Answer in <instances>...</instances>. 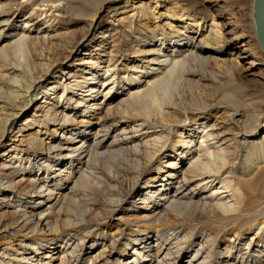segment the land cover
<instances>
[{
    "label": "bare ground",
    "instance_id": "1",
    "mask_svg": "<svg viewBox=\"0 0 264 264\" xmlns=\"http://www.w3.org/2000/svg\"><path fill=\"white\" fill-rule=\"evenodd\" d=\"M77 1L0 0V154L17 155L13 164L20 161V168L9 166L11 175L23 172L18 184H0L3 196L18 195L0 203L16 210L0 216V264H84L89 250L94 257L87 264H111L113 254L118 264H264V134H257L264 113L250 114L233 84L220 81L211 93L205 74L211 63L222 67L219 55L231 50L241 61L234 71L253 81L264 78V53L255 55L261 48L252 44L257 30L250 38L228 17L231 9L211 1L222 32L201 33L194 20L191 34L159 36L151 19L129 43L118 34L98 35L104 29L91 21L80 38L85 27L76 22L96 12L90 0ZM206 2L191 1L188 8L200 15L210 8ZM129 24L136 28L133 20L120 24L124 34ZM90 36L100 40L94 50ZM111 39L104 61L101 46ZM82 49L84 59L76 56ZM192 91L200 93L196 99ZM22 153L35 162L55 158L54 171L34 163L22 168L28 163L18 159ZM36 168L38 182L31 178ZM45 184L51 187L44 190ZM16 189L34 211L48 202L39 220L27 207H15L22 196ZM135 196L139 201L126 209ZM136 210L148 214L129 220ZM1 240H7L3 247ZM222 243L225 251L218 250ZM131 252L136 263L127 260Z\"/></svg>",
    "mask_w": 264,
    "mask_h": 264
},
{
    "label": "rangeland",
    "instance_id": "2",
    "mask_svg": "<svg viewBox=\"0 0 264 264\" xmlns=\"http://www.w3.org/2000/svg\"><path fill=\"white\" fill-rule=\"evenodd\" d=\"M90 1L92 2V9H89V10L96 12L95 17L93 19L88 18L84 21H78V22H76V20H74L70 24V25H72L73 23L76 22L77 24L81 25V27H79V28L85 27L83 30H81V31H83V34L80 35V38L84 37L86 35V33L88 32L89 29L87 26L90 25L91 21H94V23L99 24L100 28L104 29V31L102 30V32H101V30L100 31L98 30L99 31L98 35H102L100 33L108 32V33H106V35L109 38L111 36V34H114L113 36L118 34V35H116L115 38H117V37H119V38L128 37L127 40L129 43L133 42L136 38H138L139 35L137 33V30H141L140 29L141 25H142V28H144L146 25H150L151 19H152L151 22H153V24H156L155 26L158 27V30H159L158 35L159 36H161L163 34V32L165 34H169V35H171L170 33H174L173 36H179V33L181 30L186 31L187 32L186 34H188V33L191 34L192 33L191 29L193 30V27H196L194 20H197L200 23L199 30L201 33H207V32L211 33L210 32L211 30L213 31L212 34H215V32H217V31L222 32L223 20L221 18L216 17L215 9H217V7L211 8L210 6L213 4L211 1L217 3L218 7H224V8L226 7L227 9H231V10H229L231 16H228V17L232 20V22H236L239 25L241 32H243L245 34L248 33L247 36H249V37L250 36L252 37L253 34L256 33L255 22H254V24L252 22V8H251L254 0H221L222 2L219 0H185V1H182V0H90ZM191 1H193L196 4V6L202 2L209 1V2H206L207 3L206 5H208L211 9L209 8L206 12H202L200 15H194L193 13H195L196 10H194V9L191 10L188 8ZM82 3H83L82 0H78L76 2V5H81ZM141 10H142V12H145L147 14L146 17L141 14ZM25 16L19 21L24 22ZM146 18H149V20H146ZM129 20H133L134 22H136V25H135L136 28L131 29L130 24H129L127 29H126L129 31V33L124 34L122 32L123 29L120 28V24H123V26H125V24H128ZM169 23H174L173 25H175V28L169 29L168 28ZM22 24L23 23H20L19 25H22ZM141 31H145V30H141ZM48 33L53 34V32H51V30ZM99 37H101V36H99ZM184 37H185V34H184ZM112 40L113 39L108 41L107 42L108 44L104 45L105 47L101 46L100 56L104 55V54L107 55L105 58L102 57L103 58L102 60H104V61L107 60V58H108V52L110 51V48H111L110 44H111ZM251 40L254 41L253 39H251ZM88 42H90V45L93 46L92 49L94 50L96 45L99 44L100 40H94L93 36H90L88 39ZM241 43L242 42H239L238 45H240ZM255 43L256 44L258 43L257 39L252 44H255ZM154 44H156V43L154 42L153 45ZM134 45H136V42L134 43ZM150 45H152V44H150ZM150 48H152V47H150ZM162 49H163V47H162ZM123 51L125 52L124 54H127V55L132 54L129 52L128 48L124 47ZM232 52L233 51L230 50L224 54L219 55V57L221 59L220 62L222 64V67H218V65L216 63H213V64L211 63L209 65V67L205 70L206 76L211 79V81L208 82V86H210V88H207V89L211 93L215 94V86H219L218 82L221 81L223 84H227V85L233 84V86H236L238 89L239 100L246 102L247 104H250L249 113L252 114L253 116L257 115L258 117H260L264 113V78L260 77L259 79H254V81H253L252 80L253 78H243L242 75L238 71H234L232 65L233 64L235 65L241 61L235 62L236 57L234 56V54ZM259 52L262 53V51L260 49L255 50L254 54L258 55ZM84 53H86L84 50H83V52L78 51V53H76V56L80 54V55H82L81 58L84 59L87 57V56H83V55H85ZM97 53H99V51L95 52L94 54H97ZM165 55H167V54H165ZM74 63H75V59H73L69 65L73 66ZM238 64L241 65V63H238ZM238 64H237V66H238ZM106 65L105 64L102 65V69ZM119 65L120 64L118 63V66L116 67V69H117V71L120 72V75H122V73H124L126 70H125L124 64H122V66L121 65L119 66ZM130 72H132V71H130ZM262 76H264V70L262 72ZM231 88H233V90L235 89V87H231ZM199 94L200 93H198L196 91H192L190 94V98L196 99ZM210 101H211L210 104H215V100L213 98ZM101 104L104 105L103 102ZM218 105H220V104H218ZM218 107H221V106H218ZM222 108H224V109L221 110V113H227L228 112V110L225 109V106H222ZM231 112L232 111H230L229 113L231 114ZM93 114L94 113H91V114H89V116H91ZM214 115H216V113ZM89 116H88V118H89ZM82 121H83V118L78 119V122L81 123ZM80 127H83V130L86 132L87 128L86 127L84 128V125L81 124ZM93 128L90 130H93V132L95 133V129H93ZM32 129H34V128H32ZM28 133L26 134V136L29 135ZM33 133H35V130H32V132H30V134H33ZM115 133H116L115 131L114 132L112 131L111 137H114ZM257 134H258V136H261V135L263 136V134H264V122H261V124L259 125V129L257 131ZM93 138H95V136L90 137V140H92ZM20 139L22 140L23 138H20ZM109 139H111V138L109 137ZM44 140L47 141L48 144L51 143V141L47 140V138H44ZM90 140H88V144L91 143ZM94 141H96V138L94 139ZM251 141H253V140H251ZM55 142H57V145H60L61 142H59L58 136H56L54 143ZM110 143L108 145H110ZM16 145L19 146V142H16ZM128 146H130V145H128ZM47 147H49V146H47ZM21 148L24 149L25 147H21ZM21 148L19 147V150ZM6 152L9 153L8 151H6ZM3 153H5V151L0 154V184L1 183H8V180H10V181L12 180L14 182V184L15 183L18 184L19 181L21 180L20 177L23 174V172H20L18 175L17 174L11 175L13 170H12V168H9V166L13 167L14 162H17L16 161L17 155H14L12 157L7 155V156H9V158H7V157L1 158V155H3ZM18 157H19L18 159H21V157H22V159L28 160V163H26L27 165L25 164V161H23V163L21 165L22 168L24 166L30 167L31 163L32 164L34 163V164H37L36 167H40V168L44 167V169H45V167H48L50 169V172L54 171L55 167H53V166L55 165L54 164L55 158H53V157L50 159L49 158L48 159H42L43 158V156H42V157H39V159H37L36 162L34 160V156L33 157L27 156L24 153L18 155ZM46 160H48V162H46ZM19 162L16 163V165H14V166L19 165L18 169L20 168ZM75 166H76V164H75ZM2 167L3 168L5 167V168L3 169ZM68 167L65 166V170L68 169ZM26 174L27 173H24V175H26ZM35 174L36 175L38 174V168H36V170L34 172H32V174H31L32 175L31 178L34 179V181L38 182L39 175L37 177L36 176L34 177L33 175H35ZM40 174H41V172H40ZM51 175H53V174H51ZM6 176L9 177L7 180L4 179ZM29 178H30V175L27 174L26 179H29ZM12 181H11V183H13ZM41 182H43V180ZM24 183H25V185H27L29 183V181L27 182V180H26L23 182V184ZM48 187L49 188L51 187L50 184H45L44 190ZM23 188H26V187L24 186ZM15 192H17V194H19L20 196L22 195L21 196V202L15 204V207H17V205H20V206L23 205V207H27L29 216H31L32 214L33 215L35 214L36 217L32 216L34 218V220H36V219L39 220L40 219L39 213L42 212L43 210L48 209L49 204L47 202L46 203L47 206L44 207V209L34 211V208H33L34 206H32V204H30L31 202L29 201L27 196L24 195L25 192L24 191L20 192V190H17V189L15 190ZM146 193L147 192L144 193V198L146 196ZM63 194H64V197H67L68 192L64 191ZM3 195H4L3 193H0V203H2V204L5 201V198H7L6 201H8V203L9 202L10 203L15 202L18 198V195L17 196L15 195L16 198H14V196H12L10 198V197L3 196ZM9 196H11V195H9ZM22 200H24V201H22ZM128 201L129 202H128V206H126V209H127V207H129V204H131V203L134 204V202L139 201V200L135 196L131 200H128ZM53 202L55 203L56 201H53ZM43 206L44 205H42L41 207H43ZM142 207H143V205H142ZM20 209H23V208L21 207ZM38 209H39V207H38ZM133 211H135V210H133ZM147 211L148 210H140L139 212H137V210H136V213H130L129 214L131 216V217H129V218H131L129 220L139 221L141 219L142 215L148 214V213H146ZM10 212L16 213L15 208L8 207L7 204L0 206V216L3 215V213L8 214ZM32 212H34V213H32ZM92 231L95 232L96 234H99V233L101 234V231L97 232L95 229H92ZM115 232H117V231L115 230ZM8 238H9L10 242L15 239V238H11V236H8ZM99 239H101V237ZM198 240L201 242L203 239H201V237H198ZM1 241L2 242L4 241L2 244V247H3L4 244L7 243V240L6 241L1 240ZM101 243H102V241L98 242L97 245H100ZM14 244L17 245V244H19V242H15ZM91 244L92 243H90V244L88 243V246L91 247ZM227 245L228 244L222 243V245L220 246V249H218V250H220V251L224 250L225 251V249L227 248L226 247ZM238 249L241 250L242 246H239ZM93 251L89 250L88 252L86 251V253H84L82 263L84 262V264H87L88 263L87 261H90V259H93V258H91V257H94ZM256 251L260 252L259 249H257ZM252 255H254V254H252ZM129 258H131V259H129ZM118 260H119V256L113 254V256L111 257L110 263L111 264H118L119 263ZM121 260L123 261V260H125V258H123ZM127 260H130L131 263H133V262L136 263L135 262L136 255H134V252L130 253V256H128ZM255 260L256 259L254 258L253 262H255ZM185 262L187 263L188 260H185L184 262H182V264H184Z\"/></svg>",
    "mask_w": 264,
    "mask_h": 264
},
{
    "label": "water",
    "instance_id": "3",
    "mask_svg": "<svg viewBox=\"0 0 264 264\" xmlns=\"http://www.w3.org/2000/svg\"><path fill=\"white\" fill-rule=\"evenodd\" d=\"M257 40L264 53V0H254Z\"/></svg>",
    "mask_w": 264,
    "mask_h": 264
}]
</instances>
